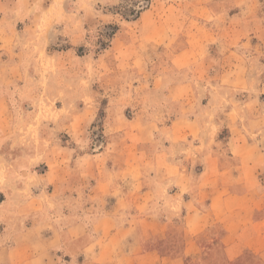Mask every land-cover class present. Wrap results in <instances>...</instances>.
Masks as SVG:
<instances>
[{"label": "rangeland", "instance_id": "1", "mask_svg": "<svg viewBox=\"0 0 264 264\" xmlns=\"http://www.w3.org/2000/svg\"><path fill=\"white\" fill-rule=\"evenodd\" d=\"M259 115L264 152V0H0V264H100L62 241L99 240L113 182L190 193Z\"/></svg>", "mask_w": 264, "mask_h": 264}, {"label": "crops", "instance_id": "2", "mask_svg": "<svg viewBox=\"0 0 264 264\" xmlns=\"http://www.w3.org/2000/svg\"><path fill=\"white\" fill-rule=\"evenodd\" d=\"M186 54L182 51L178 58ZM244 117L250 125L232 132L228 143L232 156L222 161L212 148L194 177L200 184L190 193L180 177L175 189L166 185L159 195V183L166 177L135 180L133 190L117 188L113 182L108 187L113 200L101 204V216L94 224L99 240L85 238L82 223L66 227L62 249L70 261H78L99 244L94 261L100 264H264V187L259 177L264 152L247 136L253 133L252 124H262L263 115ZM176 125L171 122L169 130ZM126 146L137 148V144ZM134 163L123 159V167ZM97 184L104 189L108 183L97 180ZM175 232L178 239H173ZM51 252L48 245L41 254L43 264Z\"/></svg>", "mask_w": 264, "mask_h": 264}]
</instances>
